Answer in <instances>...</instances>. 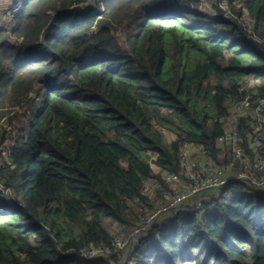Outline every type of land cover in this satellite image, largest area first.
Returning a JSON list of instances; mask_svg holds the SVG:
<instances>
[{
	"label": "trees",
	"instance_id": "1",
	"mask_svg": "<svg viewBox=\"0 0 264 264\" xmlns=\"http://www.w3.org/2000/svg\"><path fill=\"white\" fill-rule=\"evenodd\" d=\"M223 1L214 14L201 0L7 1L0 264H91L85 251L111 248L116 225L154 207L147 181L169 188L153 164L180 172L186 143L231 162L216 141L232 96L250 79L264 97V0ZM172 222L150 230L134 264H264V190L233 181Z\"/></svg>",
	"mask_w": 264,
	"mask_h": 264
},
{
	"label": "built area",
	"instance_id": "2",
	"mask_svg": "<svg viewBox=\"0 0 264 264\" xmlns=\"http://www.w3.org/2000/svg\"><path fill=\"white\" fill-rule=\"evenodd\" d=\"M1 1L0 18L9 8L2 5ZM13 9L16 11L18 7ZM244 20L248 27L251 26L248 19ZM2 26L5 25L0 24V28ZM230 101L226 130L218 137L216 143L228 151L231 162L219 165L202 146L186 143L180 153L182 167L180 172L165 171L154 164L157 168L155 173L160 174L161 178L169 183V188H164L158 179L147 181L143 188L144 193L151 199H156V205L152 208L146 207L139 221L131 226L129 232H126L125 227H119L113 234L111 248L91 247L82 254L84 259L91 264H104L96 263V260L104 258L107 261L110 254L121 252L129 245L126 264H134L132 257L134 250L158 221H172L189 207L196 209L204 207L213 199L205 197L210 191L224 188L233 181L240 182L246 190H264V97L259 95L257 82L249 79L238 88ZM243 118L247 119L254 129L245 135L249 148L254 152L253 155L247 152L240 133V119ZM13 146L14 141L11 140L7 147L2 146L0 162L6 160L8 148ZM226 155H228L226 152H221L219 157L224 159ZM0 191L10 192V188L5 186L1 179Z\"/></svg>",
	"mask_w": 264,
	"mask_h": 264
},
{
	"label": "rangeland",
	"instance_id": "3",
	"mask_svg": "<svg viewBox=\"0 0 264 264\" xmlns=\"http://www.w3.org/2000/svg\"><path fill=\"white\" fill-rule=\"evenodd\" d=\"M8 0H2V2H1V4L2 5H5V4H8V2H7ZM102 2L104 1V0H101ZM216 1L217 0H201V8H202V10H204V11H208V12H210L211 14H214L215 13V10H214V7H213V5L216 3ZM226 2H227V0H224L223 1V4H222V6L226 9ZM4 3V4H3ZM10 7V6H9ZM8 10L10 11V8H8ZM9 11H5L4 12V14H2L1 15V18H0V24H3V25H5L6 23H7V17H8V12ZM18 113H22V111H20V112H18ZM20 119L21 120H25L23 117H20ZM6 121V120H5ZM5 121H3V123H2V125L0 126V136L1 135H3V133H4V130H6L5 129V126L7 127V128H9L8 127V125L5 123ZM9 130H10V128H9ZM166 133V138H167V140L170 142V140H172L171 139V133H169V132H167L166 130H164ZM10 142V140L8 141V143ZM7 143V140H6V142L5 143H3L2 145L0 144V148H2L1 146H3V148L5 147V144ZM155 156V155H154ZM153 156V157H154ZM152 167L154 168V171L155 170H157V168H156V165H152ZM222 192H223V188H218V189H216L215 191H210L209 193H207L206 195H205V197L206 198H210V197H212V198H215V197H219L221 194H222ZM4 194H8L9 195V197H12V193L11 192H8V193H4ZM11 195V196H10ZM153 200V202H154V206L156 205V202H157V200L156 199H152ZM165 223V228L166 229H170L171 228V226H172V224H173V222L172 221H166V220H160V221H158V223L157 224H161V225H163ZM119 227L116 225V227H115V229L113 230L114 232L118 229ZM126 229V232H129L130 231V228H131V226L130 227H125ZM129 247V245L128 246H126V248L125 249H122L121 250V252H118V253H116V255L114 256V257H110L108 260H107V264H126V260H127V253L130 251V248H128ZM116 258V259H115Z\"/></svg>",
	"mask_w": 264,
	"mask_h": 264
},
{
	"label": "crops",
	"instance_id": "4",
	"mask_svg": "<svg viewBox=\"0 0 264 264\" xmlns=\"http://www.w3.org/2000/svg\"><path fill=\"white\" fill-rule=\"evenodd\" d=\"M8 1H9V0H8ZM1 2H2V1H1ZM6 20H7V22H8V21L10 20V18L7 17ZM10 22H11V21H10ZM166 131H167V130H166ZM167 132L171 133V139H172V140H170V142H171V141H174V140L177 138V135H176L175 133H173V132H171V131H169V130H168ZM164 133H166V132L164 131ZM165 135H166V134H165Z\"/></svg>",
	"mask_w": 264,
	"mask_h": 264
}]
</instances>
